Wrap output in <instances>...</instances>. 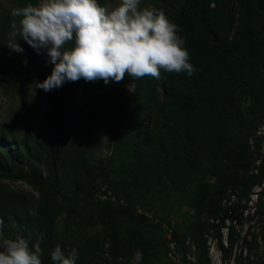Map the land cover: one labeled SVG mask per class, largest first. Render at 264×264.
Wrapping results in <instances>:
<instances>
[{"label":"rangeland","instance_id":"1","mask_svg":"<svg viewBox=\"0 0 264 264\" xmlns=\"http://www.w3.org/2000/svg\"><path fill=\"white\" fill-rule=\"evenodd\" d=\"M239 1L232 0L230 36L241 28ZM120 2L107 0L105 8L111 10ZM186 3L141 0L139 8L163 10L172 21ZM17 7L19 0H0V29L4 11L11 13ZM227 14L221 13V22ZM178 35L187 41L182 30ZM241 38L245 43V36ZM12 39L10 34L8 42ZM17 39L24 51L9 48L0 62V169L17 167L37 186L0 177L3 238L28 231L48 235L42 243V264H53L50 253L56 245L66 253L76 249L80 264H131L137 250L143 257L140 264H264V61L248 55V61L237 66L233 85L222 93L214 89L208 93L213 104L237 117L226 144L244 139L252 149L248 171L244 165L232 170L233 185L217 199L215 192L204 195L203 189L216 181L212 167L221 144L214 126L206 122L197 126L203 132V160L174 181L170 153L161 150L160 142L154 143V159L144 152L135 154L129 146L133 134L122 121L127 125L139 110L131 111L133 116L128 119L123 113L134 98L138 79L125 74L121 82L106 85L103 79L89 82L81 78L71 97L66 95L65 83L45 92L36 83L43 82L54 68L47 50L32 52L26 41ZM248 85L255 92L247 97ZM105 96L111 97L115 107L100 105ZM157 99L159 104L160 85ZM248 115L256 125L253 135L247 134ZM155 123L154 117L149 124L152 137ZM2 134L11 146L1 141ZM14 155L20 158L18 165L12 160ZM248 172H263V178L247 192ZM106 175L121 201L112 208L98 195V187L106 188ZM101 199L107 198L103 195Z\"/></svg>","mask_w":264,"mask_h":264},{"label":"trees","instance_id":"2","mask_svg":"<svg viewBox=\"0 0 264 264\" xmlns=\"http://www.w3.org/2000/svg\"><path fill=\"white\" fill-rule=\"evenodd\" d=\"M97 2L100 6L106 7L107 0H97ZM239 2L241 28L230 36L234 25L232 0H187L185 9L178 12L171 22L188 36L184 47L189 52V62L196 68V72L188 76L186 72L169 73L161 70L159 79L145 76L136 80L134 98L123 113V118L132 117L131 111L136 109L139 111L127 125L126 120L122 121L125 124L124 128L133 134V138L129 139V146L134 149L135 154L142 156L144 152L145 157L151 156V159H154L156 157L155 142L161 143V150L164 152L168 150L169 165L173 167L171 178L174 181L203 160L201 149L203 132L197 126L204 122L214 126L215 138L221 144L212 167L216 181L207 183L203 189L204 195L215 192L217 199H221L226 190L233 185L232 170L244 165L246 172L248 171L252 149L249 142L244 139L233 144H226V140L236 126L237 117L229 109L213 104L208 93L211 91L213 93V89L217 93H222V90L233 85L237 76V66L240 62L246 63L248 55L255 54L257 58L264 61V0H240ZM29 3L35 5L39 3V0H19V7H25ZM212 3H216V6L213 7ZM223 11H227L228 14L224 18L226 21L223 19L221 22ZM13 19L10 11L5 10L0 29L1 64L9 51L7 44L8 36L12 34L10 25ZM224 22L225 25H223ZM242 35L246 38L245 43H242L244 42ZM196 37L199 41L195 39ZM66 47L70 48L72 45L69 44ZM31 51L34 52L35 49L32 47ZM3 81L4 77L1 78V82ZM261 83H264V69H262ZM74 84L75 82H65L68 97L74 93ZM159 85L162 101L157 104ZM254 92L252 85H248L245 89L247 97ZM111 100L110 96H105L100 105L115 107ZM154 105H156L155 109ZM154 117L156 123L152 137L149 124ZM251 119L248 115L246 124L248 135H253L255 130L252 129L256 126ZM3 129L6 130L5 127ZM2 136L1 141H4L8 147L11 146L12 143L6 140V134ZM173 138L175 141L171 145L170 141ZM188 140L191 144L185 145ZM12 160L15 165L20 163V158L16 155L12 157ZM0 177L26 180L37 186V182L32 179H25L17 167L0 169ZM262 178L263 172L257 174L248 172L245 182L246 191L248 192L253 185L261 183ZM104 182L107 183L105 189L98 187L99 200L105 206L112 208L121 201L114 190L110 175L105 176ZM109 192L111 194H108ZM103 195L107 198L105 201L101 199ZM114 196L117 199H113ZM105 222L109 224L110 217L105 219ZM41 233L42 231H28L24 233V236L27 237L29 234L36 236ZM174 234L179 238L180 235L176 231ZM45 238L49 236L45 235ZM76 264H80L79 260Z\"/></svg>","mask_w":264,"mask_h":264},{"label":"clouds","instance_id":"3","mask_svg":"<svg viewBox=\"0 0 264 264\" xmlns=\"http://www.w3.org/2000/svg\"><path fill=\"white\" fill-rule=\"evenodd\" d=\"M140 2L121 0L109 10L97 0H39L14 8L13 39L7 47L22 53L18 37L34 49L47 50L54 68L43 82L36 83L45 92L81 78L89 82L103 79L107 85L121 82L125 74L132 79H159L161 70L193 75L196 68L189 62L178 26L163 10L139 8ZM69 44L72 47H66ZM2 226L0 219V237ZM44 240L43 233L0 238V264H42ZM50 255L53 264H76L78 258L76 249L66 253L60 245ZM142 259L137 250L131 264H140Z\"/></svg>","mask_w":264,"mask_h":264}]
</instances>
